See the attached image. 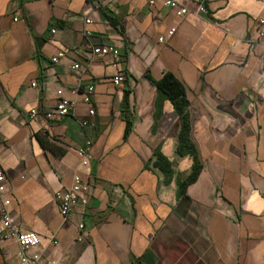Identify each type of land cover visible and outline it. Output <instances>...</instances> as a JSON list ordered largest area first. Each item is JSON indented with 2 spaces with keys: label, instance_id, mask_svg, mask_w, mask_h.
I'll list each match as a JSON object with an SVG mask.
<instances>
[{
  "label": "crops",
  "instance_id": "crops-1",
  "mask_svg": "<svg viewBox=\"0 0 264 264\" xmlns=\"http://www.w3.org/2000/svg\"><path fill=\"white\" fill-rule=\"evenodd\" d=\"M176 1L190 13L164 0H0V163L10 210L40 237L31 253L46 264H264V0H206L207 13ZM88 44L116 46L120 63ZM167 72L186 87L204 163L181 197L193 161L176 155L180 116L153 83ZM60 92L76 102L71 115L28 116L53 110ZM158 152L174 164L170 185L153 167ZM76 175L89 204L65 220L55 193ZM19 250L0 240V264H21Z\"/></svg>",
  "mask_w": 264,
  "mask_h": 264
},
{
  "label": "built area",
  "instance_id": "built-area-1",
  "mask_svg": "<svg viewBox=\"0 0 264 264\" xmlns=\"http://www.w3.org/2000/svg\"><path fill=\"white\" fill-rule=\"evenodd\" d=\"M160 0H148L149 6L154 7ZM167 7L174 10L178 16H186L190 11L182 6L176 0H164ZM201 13H207L206 0H200ZM87 22H90L89 20ZM56 32L55 29L52 31ZM175 30L170 31V36L174 35ZM263 37V35H262ZM161 42H165L164 37L160 38ZM87 48L91 50L94 56H107L111 57L115 63L118 65L121 61L122 53L119 48L113 45L104 46H93L91 44L87 45ZM65 58L64 52L57 53L53 58L52 62L58 64L62 59ZM72 70L80 69V65L76 64L71 67ZM126 78L125 75L120 73L116 75L112 81L116 87L123 86ZM94 86H89L88 92L92 94L94 91ZM85 103H91L90 96L85 98ZM76 102L74 99L67 98L60 92V97L56 107L50 111H40L38 109H33L28 113L31 119L44 118L46 120L53 119H63L73 112L75 109ZM90 116L94 118L96 116V111L93 109L90 111ZM84 128H94V122H82ZM92 141L88 140L86 145L79 149V155L82 159V164L88 166L92 160L91 155ZM7 171L4 166L0 163V240H14L18 243L20 250L18 253V258L21 264H46L42 256L39 254H32L31 251L40 246V237L32 231L24 230L17 223L14 218L10 207L11 199L6 196L7 192ZM89 189L90 186L86 181H83L79 175L74 178L73 186L64 191H57L55 193V201L59 206L62 216L65 220H68L69 216L73 212L77 205H82L86 207L89 204ZM85 225H80V229L84 230Z\"/></svg>",
  "mask_w": 264,
  "mask_h": 264
},
{
  "label": "trees",
  "instance_id": "trees-1",
  "mask_svg": "<svg viewBox=\"0 0 264 264\" xmlns=\"http://www.w3.org/2000/svg\"><path fill=\"white\" fill-rule=\"evenodd\" d=\"M109 22L114 24L112 19H109ZM147 76L149 77V75ZM153 83L160 91L162 97L173 104L180 116L177 126L178 144L176 155L180 158L190 157L193 161L190 174L186 177H178V197H181L186 194L189 186L198 181L204 168L199 146L193 136L195 116L188 99L186 87L174 74L167 72L160 80H153ZM122 118L127 125V137L133 129L129 93H126L122 105ZM153 167L164 175V184L170 185L173 182L176 171L173 162L168 157L160 152L156 153Z\"/></svg>",
  "mask_w": 264,
  "mask_h": 264
}]
</instances>
